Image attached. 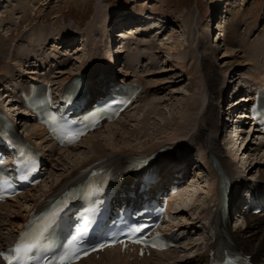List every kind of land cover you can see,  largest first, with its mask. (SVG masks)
<instances>
[{
    "label": "rangeland",
    "instance_id": "374dc122",
    "mask_svg": "<svg viewBox=\"0 0 264 264\" xmlns=\"http://www.w3.org/2000/svg\"><path fill=\"white\" fill-rule=\"evenodd\" d=\"M223 1L222 4H218L216 0H1L0 85L9 84L13 80L18 81V79L21 81L24 78L25 69L32 67L34 64L37 65L38 69L36 70H39L44 63V66H49L48 68L53 63L52 76L57 77L58 80H62L63 78L60 77L65 78L68 72H72V70L84 65V62L85 64L87 62L89 64L88 67L93 70L100 69L101 67L105 70L110 69L109 63L106 61L108 58L103 57L106 49L102 44V38L94 34V32L92 34L93 27L99 29L98 27H101L100 24L105 22L107 26H110L109 29L111 31L112 25L118 20L117 15L131 14L136 17H143L147 16V14L155 13V16L158 18L152 24L148 22L140 28L129 29V38L125 39L124 37L122 39L125 41L126 46H128V50L122 57L120 56L117 70H113L116 80L127 77L129 79L140 80L144 89H147V85L151 87V90L147 89L145 91L143 98L138 102L139 104L132 108L123 119L118 121L119 124L115 128L119 130L120 136L130 138V134L133 135L135 133L136 135L137 132L133 131V129L140 128V125L143 126L142 120L145 117L151 118V124L148 123L147 128L153 127L154 129L156 126L153 125L155 121L163 119V116L171 114L179 116L183 114V108L187 106L189 96L194 94V84L198 82V84H202L204 82L202 81L204 74L203 67L205 68V65H202V57L204 55H207L205 61L208 68L214 72H218L222 77L219 81L220 87L222 86L220 83L225 78L224 75H226L224 82L227 84V81L229 82V74L233 70L235 74L238 73L239 75L246 76L228 85L236 88L240 84H245L246 78L252 76L251 73L249 74L250 69H257L253 66L251 67L253 62L252 59L250 60L249 53L256 51L257 54L254 53L256 58L261 57L263 54L262 48L259 47L264 45V0ZM224 14L225 20L222 22L224 24L222 28L225 29L224 32L226 34L225 37L223 36L224 42H214L216 38H214V35L221 32L219 29H215L214 21L217 16ZM100 18H103V21ZM241 18H244V22L240 21ZM97 22H100V24ZM237 24L238 26H235ZM96 25L99 26L97 27ZM157 25L158 28L156 29ZM238 29L239 31H237ZM118 30L115 29V34H118ZM234 31H237V38L239 37L238 39L236 38L237 40L234 39ZM69 36L70 39L68 41L72 39L68 46L70 50L67 47L60 48L63 45L59 46L57 39L62 41V39ZM80 42L86 48L85 51L84 49L76 50L77 48L75 47ZM107 46L109 45L107 44ZM25 48H29L32 51L36 48L33 56L39 54L40 62L36 63V60L30 59L33 56L20 57V50ZM94 49H96L95 53ZM230 49L233 51L227 56L226 51ZM49 54L52 57L62 55L64 58L70 55L75 58V61H72L73 63L70 62L69 65L63 68L58 61L43 60ZM245 56L249 58L245 64H235L234 68L228 72L227 69L230 67L231 61L235 63L236 59L239 61V59H244ZM103 58L106 61L105 63ZM76 60L80 62L77 63ZM57 62L59 63L58 67H56ZM138 64L141 67L135 69L134 66ZM159 67H162L160 69L162 72L159 71ZM130 70H132V73L128 75L127 73H130ZM141 79L143 81L145 79L147 82L144 81L143 83ZM249 79L251 80L252 77ZM0 93H2V90H0ZM148 99L152 101L146 104L145 101ZM203 100L202 102H204ZM205 102V106H207V101ZM2 104H4L3 101ZM179 105L182 106L180 107ZM158 110L160 112L165 111V113L161 115ZM32 128L33 126H30L28 131H26L27 128L24 130L26 133H29ZM103 130L100 136L102 142L106 144L109 141L108 136L112 134L108 128L106 131ZM130 130L132 133L129 132ZM35 133V135L33 134L34 140L39 137L41 138L42 135L39 136L40 133L38 131H35ZM150 137L147 139H132V142H128L127 147H142L141 143ZM91 139L84 146L76 148L70 154L60 155L58 159L52 162L54 168L52 167L51 180L55 178L58 180L62 177L57 175L69 174L71 171L69 167L74 164L77 158L95 155L92 142L94 139ZM206 140L207 137L205 136L201 138L202 142ZM37 141H42L44 145L50 144L46 136ZM201 141L186 140L187 143L190 142L194 145L193 148L195 149H192L194 152L193 156L198 159H200L198 147L202 143ZM239 142L240 139L235 144L231 141L228 149H224V153L232 158L233 154L240 147ZM251 143L253 142H250L249 152L245 155V159L242 158L239 152L238 156L242 159L243 169H246L248 164H250V167L256 164L254 170H251L250 173L258 176L260 174L258 172L259 169L263 170L264 168L262 166L264 162V148L256 149L257 145ZM106 145L107 147H111L109 142ZM250 155L253 156L250 157ZM256 156L257 159L254 158ZM239 163L241 164V161ZM203 167L200 168V171L193 178L189 195L180 198L182 203L184 201L185 204H188L194 197V201L198 202L200 207L196 210L187 208L185 212L178 216L182 229L191 228L190 231L195 229L196 232H199L195 236L197 239L186 240L184 243L185 248L178 251L181 256L178 259H169V261L165 259L164 262L166 263H172L174 260H177L182 264H186L189 262V257L206 250L204 228L196 220V216L205 207V194L209 191L208 182L213 179V175L206 164ZM250 167L246 170V174H248ZM257 168H259L258 171ZM66 169L70 170L66 171ZM193 189L195 191H192ZM14 210L17 209L14 208ZM241 223L242 221L240 220L232 223V229H238L237 227ZM250 234L251 231L247 232L245 236L249 237ZM180 259H183V261H179Z\"/></svg>",
    "mask_w": 264,
    "mask_h": 264
},
{
    "label": "bare ground",
    "instance_id": "6f19581e",
    "mask_svg": "<svg viewBox=\"0 0 264 264\" xmlns=\"http://www.w3.org/2000/svg\"><path fill=\"white\" fill-rule=\"evenodd\" d=\"M216 2L218 4H222L224 1L223 0H216ZM147 16H148V20H151V19L156 17L155 14H152V13L147 14ZM224 17H225V14H224ZM117 18H118V20L116 22H120V24L126 23L125 25L121 26L123 28V30H121L122 35H120V36H123V37H125V39L126 38L128 39L129 35H130V31L128 30V32L126 34H124V32H125L124 30L126 28H128V26L131 25L129 22L131 20V19H129L130 17L128 15H120V16L117 15ZM149 18H151V19H149ZM157 18H155V20ZM244 18H241L240 21L244 22ZM102 19L103 18H100L101 21H103ZM100 22H97V23L100 24ZM263 22H264V20H263ZM103 23L100 24L101 27H98L99 25H96L99 29L93 27L94 29L92 30V34L94 32V34L101 36L102 44L105 46V49H106L103 57L109 58V54H111V48H110L111 46L110 45L113 41V32H111L112 30L110 31V29H109L110 26H107V24L105 22H103ZM235 26H238V24ZM222 27H224L223 23H221V25H220V29H222V30L220 32L219 39L218 38L216 39L218 41V43H219V41L224 42L223 39L226 36V34L224 32L225 29ZM157 28H158V26L156 27V29ZM237 31H239V29ZM237 31L236 32L234 31V33H235L234 39L235 40H237L239 38V37L237 38V34H236ZM41 36H42V34H41ZM93 37H95V36H93ZM116 37H119V35ZM68 39H70V36L62 39V41L57 39L59 46H61V44H63L64 42H67ZM68 42H70V41H68ZM263 43H264V41H263ZM107 44L109 46H107ZM243 47H245V46H243ZM60 48H62V47H60ZM75 48H77L76 49L77 51L80 49H84V51H85V49H86L85 47L82 46L81 42ZM127 48H128V46H126L124 49H118L117 53L122 57L127 52V50H128ZM259 48H262L263 54H264V45L260 46ZM35 49L33 51L29 50V48L28 49L25 48V49L20 50V57H22V56H25V57L33 56V52L35 51ZM95 50L96 49H94V53H95ZM259 50H258V52H259ZM232 51H233L232 49L227 50L226 55L228 56V54H230ZM254 53L257 54L256 51L250 52L249 57H250V60L252 59V62H253V64H251V67L253 66L254 68H257V69L256 70L250 69L249 70L250 72L248 71L249 74L250 73L252 74V76H249V78L252 77V79L256 83H262L264 81V67H263L264 55L262 54L261 57L256 58ZM119 55H117V56H119ZM234 55H236V54H234ZM113 56H114V58H113L114 61L113 60L112 61L116 65H117V63L119 64L120 57L117 58L115 54ZM227 56H225V57H227ZM65 57L66 58H64L62 55H57V56L55 55V57H52V55L49 54V55H46L43 58V60H45V61H58L59 63H61L60 66L65 68L67 65H69L70 62L73 63L75 61L74 60L75 58H73L70 55H67ZM206 57H207V55H204L202 57V65H205V68L203 67V73L204 74H203V79H202V77H201V79L204 82H202V84H198L199 82L194 84L195 85L194 86L195 87L194 94L189 96L187 106L185 108H183V114L182 115L178 116L176 114H171V115L163 116L164 117L163 119H158L155 121V124H153V125H156L154 127V129H153V127H151L152 129L147 128V124L148 123L151 124V120H150L151 118L145 117V119L142 120L143 126L140 125L139 126L140 128H138L136 130L133 129V131L137 132V134L136 135H135V133L133 135L130 134L131 139L130 138H124L123 136H120L119 130L115 128V126H117V124H119L118 122L116 124H107V125H105L106 127H104L103 131H106L107 128L110 129L109 132L112 135L108 134V135H111V136H108V138H109L108 142L111 145V147H107L106 144H108V142H106V144L104 142H102V138L100 136L102 133H101V131H98V132H95L94 134L89 135L87 139H85L82 143H80L74 147H71L69 149L60 148L58 156H60V155L63 156L66 153L70 154L76 148L84 146L88 140H92L91 138H93L94 140L92 142L94 145L93 148H94L95 155L89 156V157L83 156L81 158H77V160H75L74 164H72L69 167L71 169L69 174L68 173L67 174L62 173L64 175H57V176H62L58 180H56L55 177H54L55 178L54 180L53 179L51 180V178H49V180L45 181V185L43 187L41 186L39 188L33 189L31 192H26V194H23L20 197H18V199H15L14 202L9 201V202L0 204V209H2V211H0V241H3V243L5 242L4 244H6V245H11L14 242V240L17 238L18 231L23 227L24 221L28 218V214H29V212L32 211V208L34 206L44 205L47 202L48 198H50L53 194H56V191L62 185L67 183L71 178H74L73 176L77 172L88 167L90 164H93L95 162L112 163L115 160L120 161L121 163L132 162V161L136 162L135 161L136 155L151 154V153H154V152L161 150V148H164V150H165L164 156L161 159V161H159V165L157 167V170H162L163 167L170 161L172 156L177 155L180 151H186V150L189 151L191 148H193L194 145H192L190 142L187 143L186 140L192 139L193 141L200 142L201 138L204 136L207 137V140L204 142L201 141L202 143L199 145L198 151H199V153L200 152L206 153V155H207L206 159H208V161L205 160V163H206L207 167L210 169L211 174L213 175V179L211 180L212 183H211V181L208 182L209 183V185H208L209 191L207 192V194H205L206 198H208L207 203L208 202L210 203L212 200V197H214V196L216 197L215 200L218 201V200H221V198L223 197L224 194H229L231 196L232 206H235V204L237 203L236 201H237L238 197L240 196L239 195V188H240L241 182H239V177L241 176V174H243L248 169V167H250V164H248V167L246 170H243L242 159L239 158L240 156H238L240 151L238 154L234 153L232 158L229 155L225 154L224 153V151H225L224 147L222 144H220L219 136L214 133V130L216 128L217 106H218V104H220V101H218V96H220L223 99H226V98L228 99L229 98V92H227V86H224L222 83H220L222 85L220 87L219 81L222 77L220 76V74L218 72H214L213 70H210L208 68L207 63L205 61L207 59ZM247 57L245 56L244 59H239V61H237V59H236L235 63H234V61H231V64L229 65L230 67L227 69L228 72H230L232 70V68H234L233 66H235V64H239V63L245 64L246 60H249V58H247ZM104 58H103V61L105 63L107 61V59L105 61ZM30 59L36 60V63L40 62L39 54L31 57ZM43 60H41V62H43ZM58 62H57L56 67L59 66ZM76 62L78 63L80 61L76 60ZM113 62H112V65H113ZM256 62H258V63H256ZM44 64L42 65V67L44 66ZM88 65L89 64L87 62H86V64L84 62V65H81L79 68L72 70V72H68V74L66 75L65 78L60 77V78H63L62 80L61 79L58 80L57 77L52 76V70H53L52 67L54 66L53 63L51 64L50 71L49 72L45 71L42 73V75L40 74V72H38L36 70L37 65L34 64V65H32V67H28V69H25L24 76L27 78V76L29 74L34 75V76L39 74V75H41V77H39V79L53 81V87L57 91L63 85H65V81L72 80V78L76 77V74H78L79 72L85 73L89 77V79H92L94 77V75H98L102 69V67H101L100 69L93 70V69H90L88 67ZM134 67L136 68V65ZM161 68L162 67H159L160 72H162V70H160ZM131 71L132 70H130V73H127V74L130 75L132 73ZM45 74L49 75L50 78L46 79L44 77ZM106 76H109V75L106 74ZM224 77H225L224 79L226 80V75H224ZM233 77L236 79L235 81H239L242 78H245L246 76L239 75L238 73L235 74V72L233 70L230 72L228 79L233 80ZM31 78L32 79H38V77H32V76H31ZM112 78H110V79H112ZM224 79L222 81H224ZM144 81H146V80L144 79ZM144 81H143V83H144ZM25 82H27V80ZM242 83H243V81H242ZM0 86H4V85L2 84ZM20 86L26 87V84L23 83V84H20ZM146 88L151 90V87L149 85H147ZM147 89H145V91H147ZM242 89H243L242 85L239 86V90H242ZM0 90L4 91V89H0ZM27 92H29V91H27ZM97 92H99V90H97ZM5 96H6L5 92L0 94V101L4 102V104L2 105L3 110L5 111L8 109L10 117L13 116L14 114H17V113L19 115H20V113L22 114L23 112L20 111V108L15 106V108L13 107V109H11L10 105H8L11 102H15L16 99L13 100L11 98L12 96H9V95L7 97H5ZM203 97H204V100H203ZM8 99H11V100H8ZM7 100H8V103L6 105ZM202 100L204 102H202ZM242 100L245 101V99H242ZM151 101L152 100L148 99L145 101V103L148 104ZM205 101H207V103H208L207 106H205V103H206ZM13 105H15V104H13ZM237 105H238V102L232 108L237 109ZM179 106L181 107L182 105H179ZM179 106H177V107H179ZM181 110H182V108H181ZM155 111H156V109H155ZM158 112H160V111L158 110ZM161 112H160L161 115L163 113H165V111L162 113ZM174 113H176V112H174ZM24 114L27 116L29 115V113H24ZM157 115H158V113H157ZM237 116L241 117V115H239V114H237ZM123 117H122V119H123ZM19 118L20 117H18V119L17 118L14 119V121L19 122ZM19 125H21V122L19 123ZM34 125L35 126H33V128L29 131V134H27V135H29V138L30 137L34 138L33 136L36 134L35 131H38V133H40L39 136L42 135L41 138L45 137V136L47 137L46 132H44L42 127H40L36 124H34ZM26 130L28 131V128ZM129 132H131V130ZM154 135H155V137H154ZM146 136H148V137L151 136V137L148 140H146L148 138V137L146 138ZM152 137H154V138H152ZM41 138L40 137L37 138L35 142L38 145V147H40L41 149L44 150V152H46V150H47L46 148L52 146L53 143H52V145H50V144L44 145L42 143V141H40V142L37 141V140H40ZM138 138L139 139L146 138L145 139L146 141L141 143L142 147H137V146L127 147L129 144L128 142H130L132 139H138ZM128 139H129V141H128ZM239 139H240V137H234L232 139V142L234 144L236 142L238 143ZM244 140H246V139L243 138L242 141H244ZM49 143H50V141H49ZM53 146L55 147V144ZM248 152H249V144L246 146L244 151L240 154L243 159H245L244 157H245V155L248 154ZM188 155H189V152H184V154H182V157L187 158ZM58 156L56 158H54L53 161L58 159L59 158ZM251 156H253V155H250V157ZM254 158L257 159V156ZM204 159H205V157H204ZM240 161H241V164L239 163ZM216 163H217V166H216ZM255 165L251 166L250 169L254 170ZM262 166L264 167V162H263ZM52 167L54 168V166H52ZM52 167H50V169H49V171H51V175L53 173ZM219 168L221 170H223V173H225V176L227 178V181L224 182L223 187H221L222 186L221 183L223 182V180H222L223 175L220 174V177H219L218 173H217L220 170ZM70 169H66V171H68ZM258 169L259 168H257V171H258ZM258 172H260V174L258 176H256L255 183H259V182L263 183L264 182V168H263V170L259 169ZM249 174H251V173L249 172ZM48 184H50V185L46 188V186ZM192 191H195V190L193 189ZM32 193H34V194L32 195ZM188 195H189L188 191L183 190V191L178 192L177 197L173 198L172 201H174L177 198L179 199V201L177 202L178 203L177 206L174 208L172 207L175 215H177V213L181 214V213L185 212V210L187 208H192V209L196 210L197 208L200 207V204L198 202L194 201V197L192 198V200H190V202H188V204H185L184 201H183V203H182V201H180V198H182V196L184 198V196H188ZM193 203H195V204L193 205ZM218 205H217V203H215V208H214V206H211V204H208L206 209H205V212H207L206 216L201 215L202 211L198 213L196 219L197 220L201 219V221H203L205 223L204 225L206 226L207 232H208L207 250L205 252H203V251L198 252L197 254H194L192 257H189L190 258L189 262H187L186 264H209L210 258H211V252L213 250H215V251L217 250V242L213 241L212 236L209 233V229H210V224L212 223V221H214V219H216V218H220L219 217V211H218ZM13 207L14 208L17 207L18 210L13 211ZM22 207H24V208H22ZM28 208H29V210H28ZM22 211H28V213L23 215ZM4 215H6V216L11 215V217H13V219L9 223L5 222V221L3 222L1 219H2V217H4ZM19 217H22V220H19V219H21ZM7 224L14 225L16 227V229L15 228L14 229L8 228ZM179 224L180 223H177V224L173 223L170 227H171V229H174L175 226L177 227V225H179ZM229 224H230L229 219H226L225 221L221 222V226H223L224 229H228ZM4 229L8 230L7 235L2 234V231ZM249 230L252 233L250 234L249 237H246L245 234H247V232H250ZM181 231L183 232V231H185V229L181 230ZM259 233H262V235L264 236V216L262 214L261 215H249V217L246 216L245 221H243L242 225L239 226L238 229L235 230V232L230 231V237H231V241L233 242L234 245H238L240 247V249L245 250V252L248 255L252 254L254 259L260 260V257H262L264 254V237H259L258 236ZM176 249H178V248H176ZM175 250L171 249V250L164 251V252H153V255L156 257L155 258L156 262L150 261L148 263L147 261L149 259L140 260L139 258H137L133 264H177V263L182 264V263L178 262L177 260H174V262H172V263L162 262L166 257L168 258L167 260L178 259V257H180L181 255L174 256L173 254L176 253ZM199 250H200V246H199ZM179 261H183V259L182 260L180 259ZM175 262H177V263H175ZM77 264H130V263L128 262V260L126 258L123 257V255L119 251L112 250V251H108L105 254H103L102 257L99 259L91 257L89 259L82 260L81 262H79Z\"/></svg>",
    "mask_w": 264,
    "mask_h": 264
},
{
    "label": "snow or ice",
    "instance_id": "6c2138e0",
    "mask_svg": "<svg viewBox=\"0 0 264 264\" xmlns=\"http://www.w3.org/2000/svg\"><path fill=\"white\" fill-rule=\"evenodd\" d=\"M27 178L28 177L26 175L20 176L21 180H26ZM8 183L9 182L5 177L0 176V186ZM88 223L89 221H84L83 226L76 228L77 235L72 236V240L68 242L70 245L73 242L83 240V237L87 232L86 225ZM59 227L60 224L57 221V212H53L46 218V222L39 233L34 234L30 231L21 233L20 240L16 243L15 247L9 252L0 253V256L3 257L7 264H31L32 261H37V264H39L38 254L42 250L52 247L51 243H46V241H50L51 238L55 236L56 229ZM139 230L140 229H136V231ZM46 233L50 234L46 235ZM136 242L139 243L141 241L137 240ZM61 247H63V245H61ZM74 257L75 253L71 250V248H69L64 250L63 253L60 254L54 262L49 260L46 261L45 264H71V261Z\"/></svg>",
    "mask_w": 264,
    "mask_h": 264
}]
</instances>
